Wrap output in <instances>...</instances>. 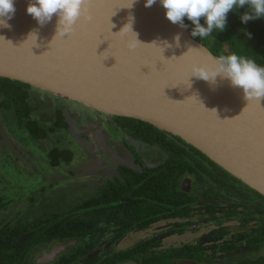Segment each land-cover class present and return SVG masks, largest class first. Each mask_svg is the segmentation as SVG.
Returning a JSON list of instances; mask_svg holds the SVG:
<instances>
[{"label":"flooded vegetation","instance_id":"flooded-vegetation-1","mask_svg":"<svg viewBox=\"0 0 264 264\" xmlns=\"http://www.w3.org/2000/svg\"><path fill=\"white\" fill-rule=\"evenodd\" d=\"M43 96L0 77V186L7 190L5 180L21 179L20 163L31 173L41 168L36 179H23L33 211L1 216L0 229L18 221L36 222L38 229L45 216H68L76 235L59 242L76 239L77 246L84 238L87 251L77 264H163L160 256L164 264H264V195L165 130L99 112L110 123L102 130L96 114L93 121L64 114L58 100L46 103ZM86 153L96 161L85 179L73 161ZM71 187L75 197L60 204ZM6 190L0 191V213L17 197ZM43 199L58 205L36 211ZM146 230L143 239L124 244L131 232ZM174 233L188 239L176 241ZM70 247L52 261L37 262L43 251L24 264H51Z\"/></svg>","mask_w":264,"mask_h":264},{"label":"water","instance_id":"water-1","mask_svg":"<svg viewBox=\"0 0 264 264\" xmlns=\"http://www.w3.org/2000/svg\"><path fill=\"white\" fill-rule=\"evenodd\" d=\"M28 2L14 0L11 27L0 28V77L42 91L46 103L58 100L64 114L67 104H76L77 111L165 130L264 195V98L245 101L240 90L219 78L210 85L189 77L191 86L185 87L190 66H211L217 56L186 28L167 21L158 0L151 7L136 0L131 8L127 0H87L88 18L78 19L66 36H54L55 16L37 25L24 10ZM129 14L137 40L145 44L125 29L116 33ZM177 33L179 47L172 41ZM77 242L54 243L37 262L52 261Z\"/></svg>","mask_w":264,"mask_h":264},{"label":"clouds","instance_id":"clouds-1","mask_svg":"<svg viewBox=\"0 0 264 264\" xmlns=\"http://www.w3.org/2000/svg\"><path fill=\"white\" fill-rule=\"evenodd\" d=\"M135 3L136 0H127L126 7L131 8ZM154 3H157V0H143L144 7H151ZM158 3L163 8V16L167 21L186 28L191 37L201 41L212 37L214 33H223L230 12L238 16L241 24L264 19V0H158ZM24 10L40 26L51 21L55 16L54 36L70 34L78 19L88 18L87 0H29ZM14 12V0H0V28L11 27L8 21ZM133 21L134 17L129 14L128 21L116 33L125 29V33L134 34L139 44H145L137 40L136 33L132 30ZM238 31L243 34L244 38H251V33L246 29L241 28ZM35 35V32H30L28 37L32 36L35 40ZM172 41L175 46L179 47V33L173 36ZM148 44L159 47L155 42ZM163 44L165 47H172V44L167 41ZM189 77L203 80L210 85H215L217 78L227 81L232 88L240 90L245 101L259 102L261 98H264V65L236 52L220 54L214 58L211 66L201 64L190 66L185 87L191 86ZM212 110L215 111V109Z\"/></svg>","mask_w":264,"mask_h":264},{"label":"trees","instance_id":"trees-1","mask_svg":"<svg viewBox=\"0 0 264 264\" xmlns=\"http://www.w3.org/2000/svg\"><path fill=\"white\" fill-rule=\"evenodd\" d=\"M186 23L188 22L186 21ZM241 28L250 32L251 38H244L243 34L238 31ZM194 39L206 46L216 56L236 52L253 58L258 64L264 65V19H256L241 24L238 16L230 12L223 33H214L212 37L202 41L198 38ZM124 119L140 122L127 117ZM143 124L151 126L148 123ZM61 216V214L45 216V225L41 224L38 229L33 227L36 222L30 225L22 221H18L13 227L0 229V264H24L27 257L40 254L49 249L53 243L67 240L76 235L70 229L69 217L61 218ZM26 233L27 235L23 237L22 235ZM80 239L77 246H71L66 253L51 264H77L76 259H79L85 250L82 246L84 238L80 237ZM155 258L158 259V256ZM166 261L165 256H160L158 263L164 264ZM86 263L83 262L82 264Z\"/></svg>","mask_w":264,"mask_h":264},{"label":"rangeland","instance_id":"rangeland-1","mask_svg":"<svg viewBox=\"0 0 264 264\" xmlns=\"http://www.w3.org/2000/svg\"><path fill=\"white\" fill-rule=\"evenodd\" d=\"M75 106H76V104H71V105L67 104V108H69L68 114H70L71 112H73V113L76 112V113H79L82 116H84L89 121L95 120V118L93 117V114H96V116H97L96 123L99 125V127L102 128V130H104L103 126H104V128L109 126V124H110L108 122L109 119L106 118L105 116H102L100 113L95 112V111H84V112L77 111L76 108L77 107L81 108V107L77 105V107L75 108ZM88 132L91 134L95 133V132L90 131V130H88ZM77 158H78V156H77ZM93 160L96 161V158L93 157V155L91 153H86V156H81L78 161H77V159L73 161V165H75L77 167V169L79 168L81 170L80 175H82V176H80V177H84L85 179L88 177H91L94 170L90 164H91V162H93ZM30 169L31 168H28L24 163H20L18 165L17 171L20 173V175H22L21 179H18V178L14 179L13 177H11L8 180H5L6 182L10 183L9 186H7V190L4 189L2 186H0V191L2 190V192H4V193H5V190L7 192H13L17 196L16 199L12 200V202L10 204L9 203L6 204L7 206L5 208L1 209L2 211L0 213V217L7 215V216H11L13 218V216H15L17 214H22L26 211H33V210H29V208H28L29 198H28L27 193H25V192H28L30 188L29 187H26V188L22 187L23 183L27 182V181L23 182V179H25V178L26 179H29V178L36 179L38 175H35V173L40 172L41 168H35L32 173H31L32 170H30ZM15 181H18L16 185L14 183ZM16 186H18L19 190H17V188H15ZM60 188H61L60 186H56V189L54 191H56L57 193L63 194L62 193L63 191ZM74 190H73V187L69 188L66 191V193H68L67 197L63 198V201L58 200V202L60 204H62V203H67L68 201L72 200L76 194V191H74ZM59 196H61V195H59ZM52 201L49 199H46V200L43 199L41 202L42 204L40 203V205H38L39 209H37L36 211H44L45 209H47L46 207H49L48 203H51V205L56 204V203H53ZM56 205H58V204H56ZM96 228H102V224L98 223L96 225ZM131 233H133V234H129L131 237L127 236L124 238V242H125L124 244L125 245L127 243H129L130 240H134V239L138 240L141 238L143 239L144 237H146L148 235L149 231L146 230V231L131 232ZM134 236H135V238H132ZM194 238H195V236H194ZM173 239L176 241L185 240V239H188V234H186V233H181V234L174 233Z\"/></svg>","mask_w":264,"mask_h":264}]
</instances>
